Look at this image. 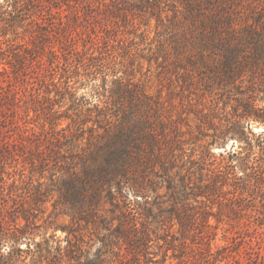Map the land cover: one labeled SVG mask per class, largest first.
Returning a JSON list of instances; mask_svg holds the SVG:
<instances>
[{"label":"trees","instance_id":"16d2710c","mask_svg":"<svg viewBox=\"0 0 264 264\" xmlns=\"http://www.w3.org/2000/svg\"><path fill=\"white\" fill-rule=\"evenodd\" d=\"M6 2L32 44L0 69V168L20 159L40 177L0 206V264H244L234 245L264 190V130L249 128L264 105L244 83L260 73L264 93V15L244 18V0ZM142 18L160 46L129 36ZM97 80L103 100L80 93ZM225 219L239 229L220 246ZM53 226L63 239H37Z\"/></svg>","mask_w":264,"mask_h":264},{"label":"rangeland","instance_id":"374dc122","mask_svg":"<svg viewBox=\"0 0 264 264\" xmlns=\"http://www.w3.org/2000/svg\"><path fill=\"white\" fill-rule=\"evenodd\" d=\"M10 9L11 7L8 6L6 0H0V62H3L0 69L5 67L11 70L10 65L4 62L11 61L14 58V52L20 49H24V42H29L28 46H31L32 42L28 40V38L31 36V31H28L26 29V25L30 21L29 19L26 21V23L16 21L12 25H7V22H9V20L5 18L9 16L10 13H8V11ZM49 11L50 10H48V14L46 17L51 22L54 21V15L49 14ZM68 13H70L69 10H62V15H66ZM258 14L264 15V0H244V18H250V20H252ZM57 17L58 16L55 15V19ZM69 18L71 23L75 25L74 28H76V31L80 32V29H85L86 24H84V22V25H82V23H76L72 14H70ZM63 19L66 20L68 18L65 17ZM57 20L58 21L55 22V25L57 30L61 32L64 30V28H62L63 22L59 21V19ZM132 32H134V34L132 33L129 36L131 38H134L135 41L140 42L139 46L145 47L148 43L151 44V47H158L161 45L160 42H158L159 32L156 28L155 18L139 19L137 21L136 28H134ZM79 35L80 33L75 32V36ZM261 76L262 75L260 73L256 75L258 85H252L250 81L244 83V92L252 94L253 97L256 98V103L258 105H264V102L261 100V96H263L264 93L263 91H260L261 86L259 84ZM137 77L144 78V75L137 72ZM88 82L89 84L85 88L81 89L80 93L85 94L87 97L96 99V101L99 100V98L100 100H103L102 96H98L100 93L97 88V83H100L101 81L97 80L96 82ZM157 84L154 85L157 86ZM222 100H225L224 104L228 105L227 107L224 106L227 111H233L235 109V107L232 106L233 103L235 104L234 101L231 103H226L228 101L225 98H222ZM100 103L103 104V101ZM249 128L254 132H260L264 130V124L252 120L250 122ZM238 145L239 141L237 137H232L226 142V144L215 145L213 150L218 154L225 149H237ZM8 161H11L12 163L6 165L4 168H0V177L3 178V181L5 183V191H0V206L7 203V205L12 206L13 208L19 204L15 203V201L9 198L10 192H22L23 187L27 186L26 183L27 180H29V176L33 175L37 180L40 177V172L39 170L33 172L31 170L32 166L30 164H27L26 162L21 161L20 159ZM23 172H25V175H22ZM47 175L48 174H46L44 180H46ZM16 183L18 184L17 188H15L14 186L16 185ZM262 187L264 188V186ZM54 201V199H50L44 204V206H42V210H44L45 212L40 213L41 216L48 219L52 218ZM246 206V200L244 199V208ZM69 219L70 218L68 216L60 217L58 223L67 222L69 221ZM211 221L215 223V219H212ZM39 222L43 223L44 220L41 219ZM230 222L231 221H228V219H225L224 221L219 223L215 244L222 246L232 243L233 237L237 235L236 231L239 229V227L232 226ZM38 232V240L42 239V236L49 235H56L58 238L63 239L66 234L65 231L54 226L47 229H42ZM243 235V240H240L238 244L234 245L238 250L236 252V255L244 261V264H264V190L257 191L256 200L252 205L251 217L249 218L246 214H244ZM220 264H226V262L223 261Z\"/></svg>","mask_w":264,"mask_h":264}]
</instances>
